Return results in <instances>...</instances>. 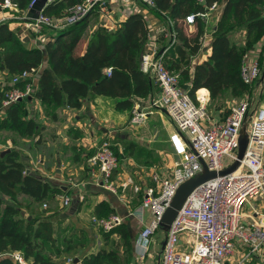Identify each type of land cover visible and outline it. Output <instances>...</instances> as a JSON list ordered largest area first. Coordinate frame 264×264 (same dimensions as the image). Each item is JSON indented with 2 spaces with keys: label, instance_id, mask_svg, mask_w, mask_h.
Segmentation results:
<instances>
[{
  "label": "trees",
  "instance_id": "16d2710c",
  "mask_svg": "<svg viewBox=\"0 0 264 264\" xmlns=\"http://www.w3.org/2000/svg\"><path fill=\"white\" fill-rule=\"evenodd\" d=\"M11 1L17 9L15 13L27 8L31 2ZM80 1L52 0L46 3L43 11L62 14L67 7ZM214 1L219 3L222 0H155V6H149L176 32V41L170 45L172 56L164 57L166 65L171 71L179 72L182 85L189 84L184 89L193 98L196 89L208 93L209 109L211 106L220 108L229 99L243 93H252L257 79L252 83L244 82L240 66L244 54L264 36V0H225L221 15L214 21L208 35V49L190 70L191 57L205 45L207 24L205 17L197 15L191 24L192 29L186 31L183 26L185 15L204 10ZM88 15L77 22L54 28L56 32L45 26L46 33H50L53 39L36 45H28L17 29L10 26L9 20L0 21V71L8 77L0 86V132H8L13 143L17 142L16 136H39L43 126L35 118L27 117L28 95L3 105L5 91L11 87L24 88L31 82L29 94L32 96L69 107H80L86 97L106 95L115 98L118 110H131L135 100L144 98L151 91L152 78L140 68V56L149 32L145 16L134 11L114 29H108L105 24L98 25L86 38L82 52H77ZM237 30H244L242 42L233 37ZM45 60L46 65L42 66ZM259 65L261 67L260 61ZM39 67L41 71L35 82L32 77L10 82L14 75ZM106 67L110 68L109 74L104 72ZM7 134L0 140L4 141ZM112 148L119 159L114 143ZM67 191L27 171L26 161L17 147L12 146L0 154V264H22L15 258V252H19L29 264H63L56 258L89 242L84 229H80L78 236L69 234L59 238L53 219L59 211L42 205L50 196ZM21 195L26 198H20ZM92 214L107 216L110 213ZM59 219L56 218V223ZM101 231L105 240L109 241L114 233L119 238L110 246L82 254L81 264H127L132 246L127 225L121 222Z\"/></svg>",
  "mask_w": 264,
  "mask_h": 264
},
{
  "label": "built area",
  "instance_id": "2783aa9c",
  "mask_svg": "<svg viewBox=\"0 0 264 264\" xmlns=\"http://www.w3.org/2000/svg\"><path fill=\"white\" fill-rule=\"evenodd\" d=\"M50 1L52 0H47L46 3ZM139 1L148 6H155V0ZM105 4V0H82L67 7L62 14L45 13L43 7L36 17L26 15L28 6L17 13V17L21 19L24 27L35 32L42 26L54 29L77 22L94 8H104ZM216 4L214 1L204 10L188 13L184 21L194 23L197 15L207 17ZM14 10L17 9L11 0H1L0 21L16 17ZM106 26L108 29H114L112 24ZM34 37L36 42L41 43L53 39V36L46 32ZM174 41L176 32L171 30L169 45ZM140 68L157 82L160 94L150 98L149 104L146 105L135 100L128 122L141 124L156 108L164 110L174 124V129L168 136L174 154L173 165L164 173L156 169L151 172L153 185L147 188L146 196L139 205L140 210L145 208L150 212L147 222L140 229L139 236L144 240L140 243L145 249L148 248L147 237L159 227L162 215L178 186L202 170L201 160L208 169L216 171L233 162L237 157L240 127L246 118L248 141L239 165L230 172L218 173L202 181L190 191L169 225L156 263L245 264L264 245V206L258 210L254 203L258 198L264 199V103L251 107L252 96L248 95L232 103L226 115L218 118L211 115L207 106L208 93L199 94L196 89L193 98L181 84L179 72L168 68L163 53L158 48L152 47L142 51ZM34 71V68L24 70L14 75L10 82L32 77L31 72ZM104 72L109 74L110 68H104ZM260 72L258 56L250 57L245 53L240 66L242 80L252 83L259 77ZM31 87V82H28L24 88L14 86L7 89L2 100L3 105L25 97L30 93ZM110 133L112 129L96 143L93 152L86 159L85 166L91 171H98L101 185L114 190L115 184L110 178L118 165V159L112 148L114 142L109 139ZM60 194L63 205H68L70 196L66 193ZM246 203H252L256 208H253V213L247 214L248 220H243ZM42 205L47 206V203L43 202ZM91 220L101 230H109L120 224L122 217L117 213L107 216L92 214ZM183 231L186 232L185 244L178 246L179 234ZM236 238L241 240L246 249L231 262L229 256L234 252ZM14 256L23 262L19 252H15ZM143 256L144 252H141L137 258L142 259Z\"/></svg>",
  "mask_w": 264,
  "mask_h": 264
},
{
  "label": "crops",
  "instance_id": "0c3cea01",
  "mask_svg": "<svg viewBox=\"0 0 264 264\" xmlns=\"http://www.w3.org/2000/svg\"><path fill=\"white\" fill-rule=\"evenodd\" d=\"M105 1L104 8L96 7L88 15V24L76 47L77 52H82L86 38L98 25L112 24L113 28H116L129 13L138 11L145 16L149 25L145 49L156 47L163 53V57L172 56V48L169 45L172 26L169 22L139 0ZM224 2L225 0H222L217 3L205 17L207 24L205 27L207 35L205 34L203 39L205 45L191 57L190 70L205 55L208 49L206 45L208 35L214 21L221 15ZM191 24L183 22L186 31L192 29ZM26 41L28 45H34L31 36H28ZM246 53L250 57L258 56V61L261 62V72L253 83L252 92L258 91L260 98L258 103H262L264 101V36L251 51ZM44 65H46V60L42 66ZM4 73L0 71L1 75ZM37 78H33V82ZM152 81V89L147 96L137 99L141 104H149L150 98L160 94L157 82L154 79ZM163 112L166 113L162 109L155 108L149 116L151 114L162 116ZM26 113L27 117L35 118L43 126L41 134L33 138L16 136L17 142L13 143L8 132L1 131L0 133L7 134V136L4 141H0V150L12 146L17 147L21 151L23 160L26 161L27 171L48 179L63 190L68 189L66 194L70 196V202L67 209H62L50 200L45 201L52 211H59L53 217L59 238L69 234L78 236L80 229H84L89 236V242L86 245L65 251L56 259L63 261V264H81L82 254L95 251L102 246H110L113 241H117L119 238L117 233L112 234L109 241L105 240L101 229L91 220L93 212L100 215L117 213L122 217V223L127 225L131 234V255L127 264H151L153 262L156 264L163 238L153 242L152 246L148 243L147 249L142 246L140 241L144 240L139 233L142 225L147 222L150 212L145 208L140 210L139 205L146 196L147 188L153 185L151 172L159 168L167 156L171 154L174 156L168 140L174 125L168 135L161 138L155 124L152 126V134L134 137L126 127L130 109H116L115 98L106 95L86 97L80 107L44 102L31 95L30 98L27 96ZM111 129L119 156L118 165L110 178L115 184L114 190L101 185L99 172L89 170L84 162L85 157H88V154L94 150L99 138ZM20 198H26V196L21 195ZM72 198H77V205L76 209L70 212ZM254 203L258 210L264 206L260 198ZM33 206L36 207V204ZM253 208L256 207H253L252 203L244 205L243 220L249 219L247 214L253 213ZM58 217L60 219L56 223ZM245 249L244 245H238L233 252L234 257L239 256ZM141 252H144V256L138 259L137 256ZM22 264H29V262L23 260ZM246 264H264V245L259 252L251 256Z\"/></svg>",
  "mask_w": 264,
  "mask_h": 264
},
{
  "label": "rangeland",
  "instance_id": "374dc122",
  "mask_svg": "<svg viewBox=\"0 0 264 264\" xmlns=\"http://www.w3.org/2000/svg\"><path fill=\"white\" fill-rule=\"evenodd\" d=\"M20 13V12H19ZM14 18L12 20H9V24L12 28L17 29L18 34L21 36V38L25 40V36H31V41L34 44L41 43L39 41L36 42L35 37L36 34L40 35L41 33H44L47 31V28L45 26H42L38 29V31L32 32L24 25L21 23V19L17 16L19 14L14 13ZM53 32H56V29H53ZM233 37L238 40V42H242L244 39V30H237L233 33ZM261 68V67H260ZM41 68H37L34 72H31L32 78H37L40 74ZM7 76L6 75H1L0 74V86H1V81H7ZM259 90V89H257ZM253 91V90H252ZM258 92V91H257ZM243 93L242 95L236 96L233 99H229L227 102H225L224 106H221L220 108H214L211 106V115L218 117V118H223L224 115L229 111V106L234 103L238 102L239 100L246 98L248 95L252 96V104L251 107L257 106L258 101H259V93ZM264 103V101H262ZM156 125V127L159 130V137H164L165 135H168L170 132L172 126L174 125L172 121L169 119V116L166 113H162V116H159V114H151L150 116H147L146 122H143L141 124H134L130 122H126V127L129 130V132L134 136V137H144L147 135L152 134V126ZM103 136V135H102ZM102 136L99 138V140L102 138ZM3 137V133L0 134V139ZM154 137V134H153ZM109 139L110 141H113V135L112 133L109 134ZM98 140V141H99ZM2 141V140H0ZM114 142V141H113ZM174 161V156L171 154L170 156H167L165 160H163V163L159 168H156L157 171L164 173L168 170V168L172 167ZM48 200L52 201L53 203L57 204L58 206L62 207V209H67L68 205H63L62 203V197L60 193H56L48 198ZM261 203H264V199H261ZM185 236L186 232H180L179 234V240H178V246L179 245H184L185 244ZM163 238V230L158 227L154 232L150 233L149 236L147 237L149 245H151L153 242L156 240L162 239ZM238 245H242V242L239 238L235 239V247L234 250L237 248ZM152 246V245H151ZM160 254V252H159ZM238 257V256H237ZM237 257H234V253H232L229 256V260L231 262L235 261ZM151 264H155L154 262Z\"/></svg>",
  "mask_w": 264,
  "mask_h": 264
},
{
  "label": "water",
  "instance_id": "95a60500",
  "mask_svg": "<svg viewBox=\"0 0 264 264\" xmlns=\"http://www.w3.org/2000/svg\"><path fill=\"white\" fill-rule=\"evenodd\" d=\"M47 0H33L28 7L26 15L28 17H36L39 13V11L44 7ZM28 36H25V40ZM189 84H184V87H188ZM31 97V94H28V98ZM248 141V128H247V119L244 118L240 131H239V144H238V152L237 157L233 160L232 163H230L228 166L216 171L214 169H208L207 165L204 163L203 160L202 164V170L195 176L190 177L183 181L177 188L172 200L170 201V204L167 206L166 210L164 211L162 218L159 222V227L164 231V237L161 241V250L163 248V245L165 243L166 239V232L169 228V225L176 215L178 209L181 207L182 203L184 202L186 196L190 193V191L197 186L202 181L215 176L216 174H223L230 172L237 168L239 165L240 159L243 157L246 149ZM10 150V148H5L0 151V154L3 155L6 151ZM77 205V198H72L71 204H70V212L74 211L76 209ZM160 250V251H161Z\"/></svg>",
  "mask_w": 264,
  "mask_h": 264
},
{
  "label": "bare ground",
  "instance_id": "6f19581e",
  "mask_svg": "<svg viewBox=\"0 0 264 264\" xmlns=\"http://www.w3.org/2000/svg\"><path fill=\"white\" fill-rule=\"evenodd\" d=\"M199 94H206V92H202V91H197Z\"/></svg>",
  "mask_w": 264,
  "mask_h": 264
}]
</instances>
